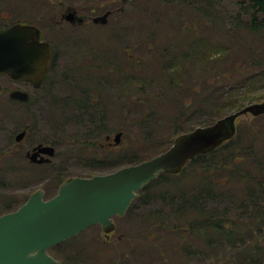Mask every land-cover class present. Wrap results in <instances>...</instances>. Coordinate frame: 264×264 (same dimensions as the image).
<instances>
[{"label": "rangeland", "instance_id": "obj_1", "mask_svg": "<svg viewBox=\"0 0 264 264\" xmlns=\"http://www.w3.org/2000/svg\"><path fill=\"white\" fill-rule=\"evenodd\" d=\"M191 1L0 0V28L31 22L52 47L51 68L38 88L0 76V150L13 149L0 165V214L16 209L38 188L49 198L59 179L89 177L128 165L113 152L118 145L124 147L122 155L134 161L166 149L180 134L169 141L171 125L151 127V138L140 144L124 134L119 144L113 143L114 134L131 126L129 121L137 119L143 104L177 109L184 97L192 96L191 85L199 88L206 79L214 82L213 98H231L233 107L227 104L225 114L264 103V31L251 34L242 22L253 12L249 0ZM108 9L105 24L92 22L91 17ZM69 10L82 20H65ZM174 52L189 58L172 83L177 89L167 87L159 69L166 62H161V56L166 57L162 53ZM149 57L157 67L146 71ZM137 59L142 67L133 74L129 68ZM14 87L28 91L29 99L10 98ZM88 94L94 98L88 100ZM213 106L188 112L184 120L202 125ZM233 125L231 137L237 134L241 144L255 127L261 134L258 147L264 149V110L241 113ZM23 128L26 135L17 142L15 135ZM37 143L54 147L50 162L34 166L27 159L18 161ZM213 174L227 181L226 171L216 168ZM231 180L232 186L226 181L221 185L230 188H223L212 200L214 205L230 204L232 195L241 191L242 182ZM159 183L161 179L138 191L125 213L112 217L111 229L93 224L53 246L50 254L61 264H167L161 256L164 245L151 243L159 241L153 219L165 216L168 208ZM199 262L198 257L188 259L179 253L170 256V264Z\"/></svg>", "mask_w": 264, "mask_h": 264}, {"label": "trees", "instance_id": "obj_2", "mask_svg": "<svg viewBox=\"0 0 264 264\" xmlns=\"http://www.w3.org/2000/svg\"><path fill=\"white\" fill-rule=\"evenodd\" d=\"M135 1L130 0V3ZM193 1L202 4L211 3V0ZM249 5L253 7V12L248 20L242 19V22L251 34H258L264 31V0H249ZM162 54L166 57L161 56V62H166L160 65L159 69L166 79L164 80L167 87L177 89V85L172 83L181 75L180 71L185 69L189 60L188 54L179 53V56L175 52L170 56ZM208 56L206 55L205 58L208 59ZM148 59L150 62L146 71L157 67L152 62V57ZM141 63L138 59L133 61L129 70L133 74H138L139 68L142 67ZM259 67L262 66H255V68ZM156 72L155 69L153 73ZM190 88L192 96L188 99L184 97L177 109L168 105L154 107L143 104L141 113L136 115L137 119L129 121L132 122L131 126L122 127L124 130L122 136L124 134L126 138L132 137L135 144H140L151 138L149 135L151 127L171 125L174 130L169 137L170 141L178 133L189 131L196 126L184 120L189 115L188 112L214 105L212 107L214 109L208 113V119L202 122V125H206L225 115L227 104L233 107L229 96L221 95L217 99L212 97L214 82H209L208 79L199 88L194 85ZM92 98L94 95L88 94V100ZM177 120L181 122L180 125ZM257 132L255 127H250L244 145L240 143L241 137L236 134L215 149L192 158L177 173L161 171L155 179L139 190L143 192L148 185L161 179L159 190L168 199V208L165 216L153 219V229L158 232L159 241L151 243L156 246L164 245L163 255L161 254L164 262L170 264L171 254L179 253L188 259L200 258L198 264H264V149L258 147L261 134ZM118 146L113 152L120 155V160L127 159L128 164L139 162L124 157L122 155L124 147ZM8 151L13 149L0 150V165H3L4 157L9 158L10 156H6L13 154ZM25 160V155H21L18 159L20 162ZM216 168L227 172V181L214 177L213 170L216 171ZM2 170L0 166V172ZM230 179H234L231 182H242L241 191L232 195L230 204L214 205L212 200L219 197L223 188H230L221 186L225 185V181L229 183ZM63 180H58L55 192ZM171 180L174 181L173 184L166 182ZM229 186L232 185L229 183Z\"/></svg>", "mask_w": 264, "mask_h": 264}, {"label": "water", "instance_id": "obj_3", "mask_svg": "<svg viewBox=\"0 0 264 264\" xmlns=\"http://www.w3.org/2000/svg\"><path fill=\"white\" fill-rule=\"evenodd\" d=\"M110 13L105 10L91 20L105 24ZM64 19L82 20L70 10ZM51 56L49 42L40 39L37 26L16 23L0 28V75L37 88L50 69ZM9 96L26 102L30 93L14 88ZM263 110L264 103L245 105L210 124L178 134L169 147L148 159L89 177L71 176L49 198L44 197L42 188L36 189L15 210L0 214V264H61L48 252L50 247L96 223L105 231L111 229L112 217L124 214L137 192L159 172H179L192 158L229 139L239 114ZM25 134V129L17 132L15 140L21 141ZM121 134H114V144L120 142ZM54 153L52 145L37 143L25 155L30 162L42 164L50 162Z\"/></svg>", "mask_w": 264, "mask_h": 264}, {"label": "flooded vegetation", "instance_id": "obj_4", "mask_svg": "<svg viewBox=\"0 0 264 264\" xmlns=\"http://www.w3.org/2000/svg\"><path fill=\"white\" fill-rule=\"evenodd\" d=\"M42 38V37H41ZM42 39H44V38H42ZM44 40H46V39H44ZM50 46H51V44H50ZM51 54H52V47H51ZM0 76H3V75H0ZM11 79H13V78H11ZM14 80V79H13ZM27 84H29L28 82H26ZM29 85H31V84H29ZM14 88H18V87H14ZM0 89H2L1 88V85H0ZM20 89V88H19ZM16 101V100H15ZM18 101V100H17ZM34 145H32L28 150H30L32 147H33Z\"/></svg>", "mask_w": 264, "mask_h": 264}]
</instances>
